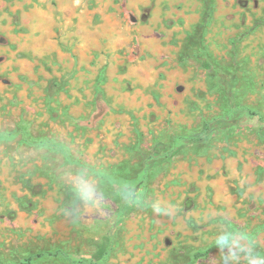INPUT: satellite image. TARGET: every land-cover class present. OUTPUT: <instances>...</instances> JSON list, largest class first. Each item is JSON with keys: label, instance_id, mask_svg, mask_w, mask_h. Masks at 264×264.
<instances>
[{"label": "rangeland", "instance_id": "1", "mask_svg": "<svg viewBox=\"0 0 264 264\" xmlns=\"http://www.w3.org/2000/svg\"><path fill=\"white\" fill-rule=\"evenodd\" d=\"M0 264H264V0H0Z\"/></svg>", "mask_w": 264, "mask_h": 264}, {"label": "trees", "instance_id": "2", "mask_svg": "<svg viewBox=\"0 0 264 264\" xmlns=\"http://www.w3.org/2000/svg\"><path fill=\"white\" fill-rule=\"evenodd\" d=\"M206 253V251H197L196 253H194L193 257L194 260H196L199 256L204 255Z\"/></svg>", "mask_w": 264, "mask_h": 264}]
</instances>
